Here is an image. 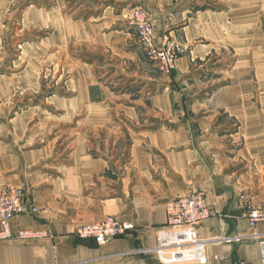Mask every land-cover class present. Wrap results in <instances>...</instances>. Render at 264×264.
Returning <instances> with one entry per match:
<instances>
[{"label":"crops","instance_id":"crops-1","mask_svg":"<svg viewBox=\"0 0 264 264\" xmlns=\"http://www.w3.org/2000/svg\"><path fill=\"white\" fill-rule=\"evenodd\" d=\"M135 6L190 46L170 76L140 47ZM224 14L193 0H0V189L22 186L38 209L12 220L0 264H164L152 248L166 204L191 186L213 211L198 227L207 260L179 264H264V222L243 217L239 199L264 202V102L208 75ZM107 215L134 228L104 245L77 236Z\"/></svg>","mask_w":264,"mask_h":264},{"label":"built area","instance_id":"built-area-1","mask_svg":"<svg viewBox=\"0 0 264 264\" xmlns=\"http://www.w3.org/2000/svg\"><path fill=\"white\" fill-rule=\"evenodd\" d=\"M134 23L139 34L140 44L152 65L163 73H169L175 67L183 49L171 44L158 47L154 41L153 28L147 12L142 8L134 9ZM26 202L23 188L6 185L0 190V240L13 238L12 220L22 214L37 211ZM213 212L206 204L202 192H193L171 200L166 205V223L158 231V244L152 248L164 264H179L189 261L206 262V240L198 235V227L212 216ZM251 224L264 222V206L252 208L247 213ZM134 228L130 222L116 216L107 215L103 219L86 223L77 229L79 238L93 239L98 245H104L112 239L127 234ZM31 230H21L20 238H30L37 234ZM244 235L225 237L226 242L243 241ZM264 254V241H261ZM264 262V261H263Z\"/></svg>","mask_w":264,"mask_h":264},{"label":"rangeland","instance_id":"rangeland-1","mask_svg":"<svg viewBox=\"0 0 264 264\" xmlns=\"http://www.w3.org/2000/svg\"><path fill=\"white\" fill-rule=\"evenodd\" d=\"M193 1L195 3V9L197 10L212 9L213 11H215V14L217 15L223 12L226 13L224 14L225 20L221 21V26L225 28V33H226V37L224 40L225 46L222 47L221 49H217V51L212 54L213 63L217 62L218 66H216L214 70L209 71L210 74H208L210 77L214 76L213 78L215 81V85H217L215 89H218L219 87H223V86L224 87L237 86L243 88L242 89L243 91L250 93L253 96L252 99L254 103H257L258 100H260V102L261 101L264 102V80H256L257 63L256 60L254 59L256 58V54L254 51L256 50L257 45L262 44L261 48L264 50V3L257 5L256 0H193ZM139 7L144 9L148 14V18L153 28L154 41L158 47L162 48L165 47L166 45L168 46V44H171L172 47L178 46L179 48H182L183 53L180 55L177 61L181 57L186 56L189 53L190 46L184 44L180 39L174 38L168 33L159 36L151 13L144 6L133 7L131 9V13H130L131 15L129 18V24L133 28L139 44H140L139 34L133 20L134 9ZM228 33L231 34L230 37L227 36ZM40 35L42 36V33ZM30 38H31L30 36L29 37L24 36L23 39L26 40ZM245 40L248 42L247 47L246 45L244 47L241 46V42ZM220 44H223V42L221 41ZM140 47L144 52V49L141 46V44ZM144 54L146 56L145 52ZM257 61L258 63H261L264 68V52L262 53V55L258 56ZM176 66H177V62L173 70L169 73H163L157 68L155 67L154 68L161 74L170 76L175 70ZM261 70L262 71H260V73L263 74L261 79H264V69ZM204 82L207 83H205L204 85L196 84L194 87L195 91L206 92L207 88L209 87V83L210 85L214 83L213 80H204ZM245 84H247V86ZM186 90H187V86H185L184 91ZM183 108L185 110L188 109V102L186 100H184L183 102ZM229 121L231 124L238 126V120L234 118H229ZM9 184L23 188L22 186L10 182L7 183L6 185ZM6 185H4L3 187H5ZM193 192H197V193L202 192L204 194V199L206 201L204 190L197 186H191L187 191V193H185L182 196H185ZM239 197H240L239 198L240 202L243 205V217L248 219L251 223V220L248 218L246 213L252 208H258L260 206H264V202L253 203L251 196H249L246 193H242ZM206 204L208 205L207 201ZM11 226H12V222H11Z\"/></svg>","mask_w":264,"mask_h":264}]
</instances>
